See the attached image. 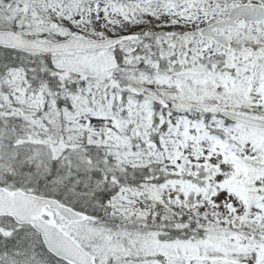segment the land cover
Wrapping results in <instances>:
<instances>
[{
  "label": "snow or ice",
  "instance_id": "6c2138e0",
  "mask_svg": "<svg viewBox=\"0 0 264 264\" xmlns=\"http://www.w3.org/2000/svg\"><path fill=\"white\" fill-rule=\"evenodd\" d=\"M0 264H264V0H0Z\"/></svg>",
  "mask_w": 264,
  "mask_h": 264
}]
</instances>
